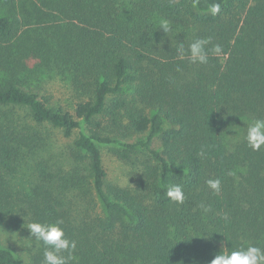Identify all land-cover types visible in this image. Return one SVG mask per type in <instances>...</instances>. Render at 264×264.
I'll return each instance as SVG.
<instances>
[{
	"label": "trees",
	"instance_id": "trees-1",
	"mask_svg": "<svg viewBox=\"0 0 264 264\" xmlns=\"http://www.w3.org/2000/svg\"><path fill=\"white\" fill-rule=\"evenodd\" d=\"M211 3L221 4L216 16ZM193 5L0 0L7 229L30 238L29 223L62 219L77 241L73 264H210L222 248H264V146L245 141L264 118V0ZM205 37L221 55L177 57L179 43ZM104 150L129 168L126 184L109 181ZM215 178L218 194L205 183ZM171 184L182 185L183 204L167 197ZM1 240L0 264H21ZM30 240L28 264H42L43 246Z\"/></svg>",
	"mask_w": 264,
	"mask_h": 264
},
{
	"label": "clouds",
	"instance_id": "clouds-1",
	"mask_svg": "<svg viewBox=\"0 0 264 264\" xmlns=\"http://www.w3.org/2000/svg\"><path fill=\"white\" fill-rule=\"evenodd\" d=\"M198 0H194V7ZM207 12L212 16H216L221 12L220 3H211L207 7ZM160 29L166 34L172 31L171 21L164 19L160 22ZM211 37L196 38L191 41L187 47L184 43H179L176 47V55L183 60L185 57L193 64H207L209 62V52L215 56L222 54V47L215 44L211 49L208 45L211 43ZM245 141L249 148L253 151H259L264 146V118L252 120L246 129ZM203 155V152L201 153ZM229 175H232L229 172ZM207 187L218 194L221 191V179H208L205 181ZM167 197L171 202L183 204L185 201V192L180 184H171L167 186ZM200 208L203 212L211 211L210 206L201 203ZM64 221L58 219L54 222L34 221L29 223L28 229L30 238H34L37 247L43 246L42 264H73L77 259L75 252L77 250V241L70 239L62 227ZM210 264H264V248L248 244L246 247H239L232 250L222 248V250L214 256Z\"/></svg>",
	"mask_w": 264,
	"mask_h": 264
},
{
	"label": "rangeland",
	"instance_id": "rangeland-1",
	"mask_svg": "<svg viewBox=\"0 0 264 264\" xmlns=\"http://www.w3.org/2000/svg\"><path fill=\"white\" fill-rule=\"evenodd\" d=\"M60 94L56 95V99L61 98L59 97ZM64 100L62 101V103ZM57 137L59 135L55 134ZM60 139V138H59ZM57 139V144H60L61 141ZM157 146V145H156ZM103 162L104 166L106 168V172L108 175V179L112 183H118L120 185H124L127 182V176L129 174V168L125 165L121 164L120 162L116 161L113 157L110 156V154L107 153V151H103ZM21 176V183L24 184L26 181L30 180V175L28 172H26V175L20 174ZM0 238H2L4 241L1 242L11 248V250L14 251V253L18 256L21 264H28V257L29 253L28 250H30L32 245L34 244L31 242V240L28 238V236L23 233L22 231L16 229L19 228V226H14L11 224V227H7L3 224V222H0ZM17 227V228H16ZM10 228V229H9Z\"/></svg>",
	"mask_w": 264,
	"mask_h": 264
}]
</instances>
